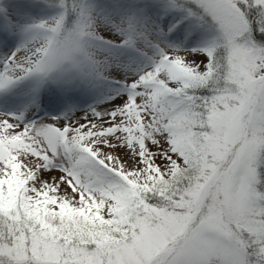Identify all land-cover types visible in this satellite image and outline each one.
Returning a JSON list of instances; mask_svg holds the SVG:
<instances>
[{
  "label": "snow or ice",
  "instance_id": "snow-or-ice-1",
  "mask_svg": "<svg viewBox=\"0 0 264 264\" xmlns=\"http://www.w3.org/2000/svg\"><path fill=\"white\" fill-rule=\"evenodd\" d=\"M39 2L0 93L119 89L0 113V264H264V0Z\"/></svg>",
  "mask_w": 264,
  "mask_h": 264
},
{
  "label": "rangeland",
  "instance_id": "rangeland-1",
  "mask_svg": "<svg viewBox=\"0 0 264 264\" xmlns=\"http://www.w3.org/2000/svg\"><path fill=\"white\" fill-rule=\"evenodd\" d=\"M143 0H120L112 5L98 3L93 0V7L96 12L103 14L120 15L135 12ZM1 3V2H0ZM58 9L54 7H44L42 5H28L25 8H15L0 4V61L15 51L21 35V28L41 20L50 19ZM255 10H251V19L255 22ZM119 85L111 81L99 83L94 89L80 88L70 94L71 99L61 95L54 87L48 86L35 93L34 82L25 79L18 83L11 90L0 93V113H16L21 110V106L33 100L34 95H38V110L34 111L33 120L42 117L58 116L67 110L69 104H75L81 111L87 110L95 105L99 100L107 95L118 91ZM39 111H42L39 113ZM39 114H42L41 116ZM41 117V118H40Z\"/></svg>",
  "mask_w": 264,
  "mask_h": 264
},
{
  "label": "trees",
  "instance_id": "trees-1",
  "mask_svg": "<svg viewBox=\"0 0 264 264\" xmlns=\"http://www.w3.org/2000/svg\"><path fill=\"white\" fill-rule=\"evenodd\" d=\"M119 1L120 0H98V3H104L106 5H112L115 2L119 3ZM0 2H1L0 4H2L4 6L15 7V8L16 7L17 8H25L31 3H40L39 0L38 1L37 0H0ZM90 3H93V0H90ZM54 8H56V7H54ZM56 9H58V8H56ZM58 12H59V9L57 10L56 13H53V15H57ZM0 15L2 16L3 13L0 12Z\"/></svg>",
  "mask_w": 264,
  "mask_h": 264
}]
</instances>
